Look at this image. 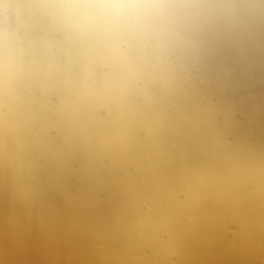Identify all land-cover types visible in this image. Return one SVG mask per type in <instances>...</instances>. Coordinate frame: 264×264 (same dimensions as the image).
<instances>
[{"label":"bare ground","instance_id":"1","mask_svg":"<svg viewBox=\"0 0 264 264\" xmlns=\"http://www.w3.org/2000/svg\"><path fill=\"white\" fill-rule=\"evenodd\" d=\"M216 2L146 87L0 101V264H264V0Z\"/></svg>","mask_w":264,"mask_h":264},{"label":"clouds","instance_id":"2","mask_svg":"<svg viewBox=\"0 0 264 264\" xmlns=\"http://www.w3.org/2000/svg\"><path fill=\"white\" fill-rule=\"evenodd\" d=\"M221 7L216 0H0V101L15 100L18 85L53 68L116 90L146 87Z\"/></svg>","mask_w":264,"mask_h":264}]
</instances>
